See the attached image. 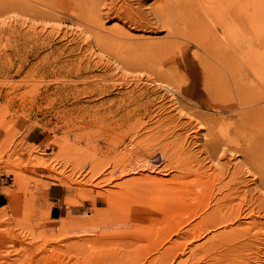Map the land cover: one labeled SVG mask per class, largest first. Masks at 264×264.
<instances>
[{
	"label": "rangeland",
	"instance_id": "1",
	"mask_svg": "<svg viewBox=\"0 0 264 264\" xmlns=\"http://www.w3.org/2000/svg\"><path fill=\"white\" fill-rule=\"evenodd\" d=\"M71 1L0 3V264H264V0L243 57L160 0ZM230 192L233 223L182 235Z\"/></svg>",
	"mask_w": 264,
	"mask_h": 264
},
{
	"label": "bare ground",
	"instance_id": "2",
	"mask_svg": "<svg viewBox=\"0 0 264 264\" xmlns=\"http://www.w3.org/2000/svg\"><path fill=\"white\" fill-rule=\"evenodd\" d=\"M8 1L9 0H0V3H5ZM10 1L14 2V0H10ZM60 1L65 3V4L66 3L68 4L71 0H60ZM79 1H81V0H79ZM160 1H161V3L156 6L157 11L159 13L166 14L170 17L171 11L173 10V12H174V18L176 20L175 26L171 20L163 19V21H162V22H164L166 20L164 23H166V25L168 27L169 34L170 33L172 34V32H175L178 34L179 31L177 30V28H178L180 22H183V24H187V26L191 25L190 27L191 28L193 27V29L195 30L196 34L191 36L190 39L193 40L197 45H201L202 47H204V49L215 48V50H220L223 53H225V52L228 53V47L226 44H229L236 49V51L241 55V57H243L244 38H243L242 33L244 32L243 31L244 30V22H245V20H244V18H245L244 7L246 6L245 5L246 0H207V1L206 0H191V1L183 0L182 2H179L178 0H160ZM209 1H212L213 4H215L214 1H216L217 3L215 4V6H213L211 8L210 6H207V4H206V2H209ZM252 1H254V0H252ZM72 3L73 2L71 1V3H69V4L73 5ZM80 3L83 4L84 8L86 7L89 9V10H86L87 12L88 11L91 12V7H92V10H95L94 9L95 0H82L78 4H80ZM179 3H181V4H179ZM255 4H258V3H255ZM261 4H264V3H260V5H257V7L258 6H259V8H260V6L262 7ZM257 7H256V9H257ZM257 10H260V9H257ZM89 16H91L90 13H89ZM258 17H259V15H258ZM208 22H212L214 24L215 28H210V26L208 25ZM262 22H264V21H262ZM262 26H264V25H262ZM173 27H174V30H171ZM200 37H201V39H200ZM223 58H225V57H223ZM237 66H239V65H237ZM234 193L235 192H230V193L224 194L223 197L216 200L215 202H217V203H215V206L213 205L211 207L209 213L206 214L205 218L203 219L204 220L203 223L201 221L198 223V225L195 224V226L189 227V229L186 230L184 233L182 232V235H184V236L188 235L192 238H195V237L198 238L204 232H206L207 229L216 230L217 228H221L222 226H224L227 222L230 223V221L234 218L233 215H235L236 213L234 214V210H233L235 207L232 208V206H231L232 204L228 205L227 203H229L230 200H232V194H234ZM207 204L209 205V201L207 202ZM208 205L205 209L206 212L210 208L211 204L209 206ZM205 211H203V212H205ZM240 212L241 211L239 209V211L237 213H240ZM186 213H188V214L190 213V215H191V213H193V212H190V210H189ZM202 215H204V214H202ZM242 216H243V214H242ZM234 220H236V219H234ZM231 222L233 223V220ZM234 229H236V228H234ZM234 229L230 230L228 232L225 231V229L224 230L221 229L219 232L212 233L214 235H212L211 238L214 239L213 241L222 240L223 245H226V244H224V242H227L226 249H224V247H222V248L224 250H228L229 252H231L230 250H232V249L228 248L230 246L229 243L231 242L234 244V242H232V241L234 239H237V237H235V235L237 236L238 232H239V230L236 231ZM241 230H243V228ZM239 233H241V232H239ZM233 234H235L234 237H233ZM206 242H208V241H206ZM211 244H213V243H211ZM215 244L218 245L217 242ZM215 244H213V246ZM208 245L210 246V244H208ZM216 245L213 247V249L215 247H217ZM204 247H206V246H204ZM199 248H201V247H199ZM210 248H211V246H210ZM203 249H205V248H203ZM193 250H195V248ZM193 250L191 251V253H194ZM208 250L210 251L211 249H208ZM219 251H220V249H219ZM217 252H215V253L213 252V253L216 255ZM234 252H232V253H234ZM208 253L209 252H207V254ZM226 253H228V252H226ZM211 254L212 253H210L209 256L212 257Z\"/></svg>",
	"mask_w": 264,
	"mask_h": 264
},
{
	"label": "crops",
	"instance_id": "3",
	"mask_svg": "<svg viewBox=\"0 0 264 264\" xmlns=\"http://www.w3.org/2000/svg\"><path fill=\"white\" fill-rule=\"evenodd\" d=\"M1 186V185H0ZM68 196L67 189L59 183H51L45 189V198L47 200V210L51 220L59 219L64 216L65 212L75 210L77 206L66 204Z\"/></svg>",
	"mask_w": 264,
	"mask_h": 264
}]
</instances>
